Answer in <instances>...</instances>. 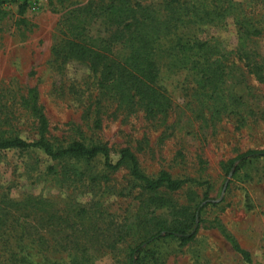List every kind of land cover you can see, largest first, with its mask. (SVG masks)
<instances>
[{
  "label": "trees",
  "instance_id": "16d2710c",
  "mask_svg": "<svg viewBox=\"0 0 264 264\" xmlns=\"http://www.w3.org/2000/svg\"><path fill=\"white\" fill-rule=\"evenodd\" d=\"M16 1L0 0V18L5 14L3 6ZM65 16L66 30L53 50L52 62L58 73L72 65L84 67L88 73L73 87L74 102L82 112L80 123H68L66 134L55 136L40 93L31 88L22 106L33 120L37 137L24 139L13 134V129H2L10 123L0 118V154L12 149L44 154L53 162L42 171L47 179L62 188L87 193L91 200L54 210L41 196L15 199L8 191L0 192V264H47L48 232L64 240L53 244L55 254L71 256V260L62 258L54 264H84L88 252H124L123 264H156V255L147 246L162 232L166 237L180 234L183 245L198 234V229L190 231L196 212L188 219L190 226L168 218L175 208L168 195L187 185L206 187L203 201L207 204L197 207L201 213L211 202L212 186L202 179L176 178L166 170L150 176L129 146L122 147L114 158L109 144L99 136L104 120L140 110L150 120L166 117L172 100L159 85L163 67L187 71L199 87L197 102L213 115H236L244 120L247 104L235 87H247L249 78L264 83V55L247 44L264 38V0L91 1ZM96 24L100 28L94 33ZM230 24L237 30V49L227 51L218 37H204L209 27ZM261 158L264 150L245 151L228 162L227 172L235 168L236 174L237 162ZM93 165H101L100 172ZM124 169L130 180L128 187L119 190L111 185L112 176ZM133 190H138L139 200L133 219H109L103 197L129 196ZM163 209L167 213L156 214ZM47 224H52V230ZM222 232L233 250L250 263V253L233 235ZM34 251L45 258H35ZM85 261L93 264L88 255Z\"/></svg>",
  "mask_w": 264,
  "mask_h": 264
},
{
  "label": "rangeland",
  "instance_id": "374dc122",
  "mask_svg": "<svg viewBox=\"0 0 264 264\" xmlns=\"http://www.w3.org/2000/svg\"><path fill=\"white\" fill-rule=\"evenodd\" d=\"M91 1L113 0H17L3 6L5 14L0 18V118L9 120L10 126L4 124L2 129H13V134L24 139L37 137L33 120L22 106V99L34 87L40 93L55 136L66 134L68 123H80L82 112L74 102L73 87L86 79L88 73L78 65L58 73L52 53L66 30L67 12ZM99 28L96 24L92 32ZM211 36L218 37L227 51L237 49L240 44L233 24L226 28L209 27L204 37ZM247 44L253 52L261 57L264 55V38ZM161 71L159 85L172 100L168 115L150 120L140 110L130 116L120 114L117 119L106 117L99 133L102 141L113 150L114 158L122 147H131L142 169L150 176L166 170L176 178L202 179L212 186L211 202L201 213L197 207L207 204L203 201L206 187L187 185L168 195L175 205L168 218L186 221L190 226L188 219L196 212L197 218L190 231L198 229V234L193 241L183 245L180 234L166 237L167 234L162 232L147 244L156 255V264H264V158L237 162L236 174L235 168L227 172L228 162L237 155L249 150H264V83L249 78L247 87L245 84L235 87L248 107L241 121L236 115L215 116L212 110L199 105L196 100L198 84L187 71L165 67ZM52 164L40 152L15 149L2 152L0 192L8 191L15 199L28 194L41 196L52 203L49 209L54 210H65L73 203L90 202L89 194L62 188L47 179L42 171ZM101 168V165H93L96 172ZM129 177L127 169L121 170L112 176L111 185L119 190L126 188ZM137 195L138 190H133L129 196H104L101 201L109 219L113 216L119 221L132 220L139 207ZM167 211L158 210L156 214ZM93 214L89 212V215ZM47 226L52 230V224ZM223 229L250 253V263L233 250ZM47 241L50 245L45 254L47 264L62 258L71 260L68 253L55 254L52 249L55 242H64L63 239L48 232ZM88 253H84V264L88 262L85 261L87 255L92 257L93 264L124 263V252ZM33 255L40 260L45 258L35 251ZM80 257L83 258L82 253Z\"/></svg>",
  "mask_w": 264,
  "mask_h": 264
}]
</instances>
